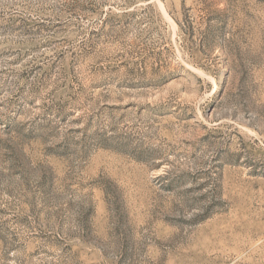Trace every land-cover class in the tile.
Here are the masks:
<instances>
[{
	"label": "rangeland",
	"instance_id": "1",
	"mask_svg": "<svg viewBox=\"0 0 264 264\" xmlns=\"http://www.w3.org/2000/svg\"><path fill=\"white\" fill-rule=\"evenodd\" d=\"M0 264H264V0H0Z\"/></svg>",
	"mask_w": 264,
	"mask_h": 264
}]
</instances>
